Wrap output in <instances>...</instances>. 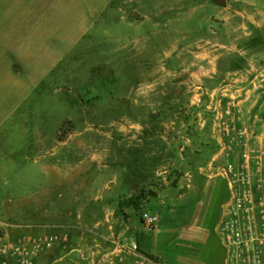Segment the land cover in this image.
<instances>
[{
  "label": "rangeland",
  "instance_id": "obj_1",
  "mask_svg": "<svg viewBox=\"0 0 264 264\" xmlns=\"http://www.w3.org/2000/svg\"><path fill=\"white\" fill-rule=\"evenodd\" d=\"M9 5L13 13L0 12L2 232L26 214L45 225L66 216L57 202L64 193H54L48 208L11 215L21 198L39 193L43 176L33 160L51 141L92 139L98 154H114L119 169L128 139L135 158L166 173L156 188L118 199L111 236L122 238L130 216L122 211L130 206L139 247L163 264H224L214 226L225 181H211L218 190L205 224L207 189L186 195L179 180L217 149L216 89L239 104L249 135L264 136V0H0L4 11ZM143 212L156 217L152 229ZM76 256L54 263L47 253L35 264H85Z\"/></svg>",
  "mask_w": 264,
  "mask_h": 264
},
{
  "label": "crops",
  "instance_id": "obj_2",
  "mask_svg": "<svg viewBox=\"0 0 264 264\" xmlns=\"http://www.w3.org/2000/svg\"><path fill=\"white\" fill-rule=\"evenodd\" d=\"M4 10L0 8V12L3 13L14 12L10 5L6 11ZM4 61L8 64L5 65L3 71L6 76H10V60ZM122 141L119 169L113 166L114 154L111 151L98 154L92 146L94 143L92 139L73 137L58 144L49 141L47 153L33 160L40 169V175L43 176L37 189L39 193L21 198L18 203L13 205L11 215L13 218L18 216L17 209L22 207L26 209L48 208L53 201L56 203V199L54 200L56 194L54 193H57L58 196L64 193L67 195V199L57 202L66 208V216L60 223L45 225L44 223L38 224L30 214H26L25 219L19 221L21 224L10 225L4 228L3 232L0 229L1 235L16 238L21 235L43 234L51 229L66 233L70 231L73 240L59 244L43 255L51 253L50 260L55 263V261H60L68 254L73 253L85 264H94L93 258L89 256L90 251H102L111 246L110 239L113 233L111 228L115 222L113 213L118 207V199L120 197L126 199L136 197L146 188H156L166 173V170H160L155 164L144 163L145 159L141 161L139 157L135 158L134 154L130 152L128 139H122ZM107 156L110 157L107 158ZM214 179L218 178H207L200 174L196 168H185L179 180L183 182L186 195L189 191H195L199 194L197 196H201L203 189H207L209 202L204 216L205 224L210 219L212 203L216 201L218 189L211 186V181ZM222 204L219 222L222 217ZM73 211L76 212V215H73ZM122 213L128 216L130 214V216L123 220L128 225L120 235L122 238H132L139 245L138 226L133 220L130 206H125ZM116 220L118 219L116 218ZM219 222L215 224V229ZM205 224L200 225L199 229L206 227ZM106 225H108V232L103 231V227ZM140 249L146 251L141 247ZM41 258L38 259L39 262Z\"/></svg>",
  "mask_w": 264,
  "mask_h": 264
},
{
  "label": "built area",
  "instance_id": "obj_3",
  "mask_svg": "<svg viewBox=\"0 0 264 264\" xmlns=\"http://www.w3.org/2000/svg\"><path fill=\"white\" fill-rule=\"evenodd\" d=\"M211 101L217 149L199 170L207 178L224 180L227 188L217 225L224 264H264V136L248 134L239 104L224 90L216 89ZM141 220L152 229L157 219L143 212ZM69 240L66 232L16 238L0 233V264H35L43 253ZM110 245L90 251L94 264H163L135 240L112 237Z\"/></svg>",
  "mask_w": 264,
  "mask_h": 264
},
{
  "label": "bare ground",
  "instance_id": "obj_4",
  "mask_svg": "<svg viewBox=\"0 0 264 264\" xmlns=\"http://www.w3.org/2000/svg\"><path fill=\"white\" fill-rule=\"evenodd\" d=\"M123 239H124V241H125L126 243H131V242L133 241L132 238L124 237Z\"/></svg>",
  "mask_w": 264,
  "mask_h": 264
},
{
  "label": "water",
  "instance_id": "obj_5",
  "mask_svg": "<svg viewBox=\"0 0 264 264\" xmlns=\"http://www.w3.org/2000/svg\"><path fill=\"white\" fill-rule=\"evenodd\" d=\"M215 2L221 4V5H224L225 4V0H214Z\"/></svg>",
  "mask_w": 264,
  "mask_h": 264
}]
</instances>
